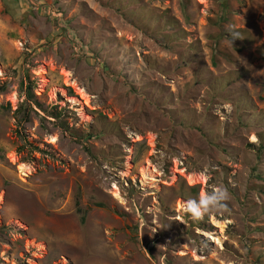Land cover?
<instances>
[{"label":"rangeland","instance_id":"374dc122","mask_svg":"<svg viewBox=\"0 0 264 264\" xmlns=\"http://www.w3.org/2000/svg\"><path fill=\"white\" fill-rule=\"evenodd\" d=\"M0 264H264V0H0Z\"/></svg>","mask_w":264,"mask_h":264},{"label":"trees","instance_id":"16d2710c","mask_svg":"<svg viewBox=\"0 0 264 264\" xmlns=\"http://www.w3.org/2000/svg\"><path fill=\"white\" fill-rule=\"evenodd\" d=\"M22 90L25 92V95H26V103L29 104V106L31 107V103L33 102V100L35 99L34 98V94H33V88H32V84L30 83L28 86L24 87L22 85ZM52 116L55 118V119H59V116H60V113H53ZM63 128H65V125L62 124L61 125ZM104 134V133H102ZM101 134V135H102ZM89 137L91 138H99L100 137V134L99 135H90Z\"/></svg>","mask_w":264,"mask_h":264}]
</instances>
